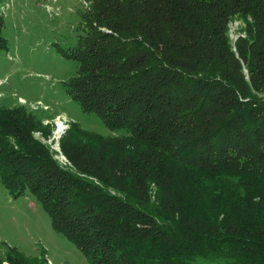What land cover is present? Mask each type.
<instances>
[{
  "label": "trees",
  "instance_id": "trees-1",
  "mask_svg": "<svg viewBox=\"0 0 264 264\" xmlns=\"http://www.w3.org/2000/svg\"><path fill=\"white\" fill-rule=\"evenodd\" d=\"M94 8L66 90L120 136L71 133L74 172L33 139L40 122L3 115V185L30 192L90 264H264V0ZM3 30L0 11V49ZM43 260L10 249L0 264Z\"/></svg>",
  "mask_w": 264,
  "mask_h": 264
},
{
  "label": "rangeland",
  "instance_id": "rangeland-1",
  "mask_svg": "<svg viewBox=\"0 0 264 264\" xmlns=\"http://www.w3.org/2000/svg\"><path fill=\"white\" fill-rule=\"evenodd\" d=\"M98 1L0 2L2 37L6 41V48L0 49V120L9 114L22 118L23 111L28 122H40V129L32 132L33 139L47 146L62 168L74 172L62 150L71 133V142L87 145L93 144L92 137L80 138L79 134L120 136L100 116L84 112L66 90L79 66L71 57L78 49V39L91 29L90 13ZM246 25L237 17L230 22L229 37L234 46ZM88 179L100 185L97 178ZM10 249L41 257L46 260L44 264H90L66 236L52 227L49 215L30 192L17 196L0 179V263Z\"/></svg>",
  "mask_w": 264,
  "mask_h": 264
},
{
  "label": "bare ground",
  "instance_id": "bare-ground-1",
  "mask_svg": "<svg viewBox=\"0 0 264 264\" xmlns=\"http://www.w3.org/2000/svg\"><path fill=\"white\" fill-rule=\"evenodd\" d=\"M239 37H240V36H239ZM62 124H63V123H62ZM59 130H60L59 132L62 131V126H61V125L59 126ZM58 135H59V134H58Z\"/></svg>",
  "mask_w": 264,
  "mask_h": 264
}]
</instances>
